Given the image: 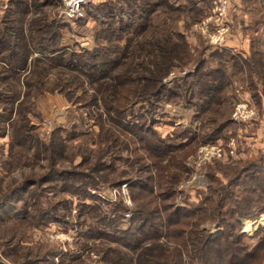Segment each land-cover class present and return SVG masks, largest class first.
I'll return each instance as SVG.
<instances>
[{
  "label": "rangeland",
  "instance_id": "rangeland-1",
  "mask_svg": "<svg viewBox=\"0 0 264 264\" xmlns=\"http://www.w3.org/2000/svg\"><path fill=\"white\" fill-rule=\"evenodd\" d=\"M20 1L28 4V14L21 13L22 6L16 4ZM192 1L194 4L196 2V7L202 12L198 21L192 23L190 18L194 20V17L189 14L176 20L171 19L174 18L173 15H154L151 17L154 23L151 27H172L185 36L193 56L197 57L202 53L207 67L226 68L231 84L229 97L235 101L231 114L235 124L225 126L216 136L207 138L210 128L202 118L205 107L200 99L191 103L182 100H161L155 109L156 113H153L149 121V128H152L156 137L166 139L171 136L177 145L190 143L182 151H176H190L185 161L186 169L172 171L175 175L178 174L176 194L172 202L179 209L187 210H197L208 195L210 185L214 186V181L226 185L228 176L233 171L244 166L246 170L264 171V104L260 106L261 99L258 101L254 97L246 72L238 70L234 65L235 56L242 59L250 56L252 45L264 51V0ZM119 2L88 0L83 5L82 16L71 19L66 15L64 0H0V28L11 29L6 40L11 42L12 46L18 43V33L21 32L22 45L28 47L31 37L34 36L32 30H37L39 26L38 24L31 27L33 20L43 18L58 31V36L54 39L57 44L53 43L59 48L57 54H63L65 51L85 54L108 44L99 38L101 30H116L122 14H126L125 17L132 15L129 7ZM187 2L188 0H169L170 5H186ZM223 4L226 6L225 10ZM112 7L118 17H108L107 13ZM162 9L164 8L160 10ZM133 30L131 29L130 33ZM40 36L46 39L49 37L43 33L35 34L37 38ZM0 51L1 54L7 52L6 48ZM31 54L27 58L25 71L20 72L21 77L18 78V73L16 74L19 82L15 85L13 79L8 81L14 86V95L11 96H15V99L10 101L11 106L0 100V190L2 193L13 195L17 193L11 202L0 206V263L14 264L11 262L14 261V256L22 257L18 258V261L24 262L23 254L29 252L31 257L28 261L34 264H107L103 257L110 258L108 250L119 249L120 246L94 234H86L89 220L85 206L97 205L106 215L110 214L113 206H123L124 223L121 224V229L126 230L137 209L132 186L142 178L146 180V187L151 186L150 178L156 179L154 164L157 159L148 156L140 148L134 152L133 148L141 145L133 139L135 143L129 144L130 151L122 149L123 151L116 154L120 159L103 160L110 166L108 170L97 175L91 173L95 185H85L91 182L86 177H81L77 183L66 185L59 179V175L36 185L32 180L45 179L54 158L57 159L56 174L86 172L92 162L86 161L85 158L105 148L106 140L110 138L106 131L117 132L118 126L111 122L101 101L99 105L88 108L57 91L60 87V90H67L69 82L75 79L76 74L70 72V69L67 71L65 66L57 65L60 64L58 62L53 65L46 56L54 54H44L42 51ZM16 66V61L11 64L10 60L0 55V67L14 70ZM33 68L41 69L45 82L41 83L38 94L31 93L33 97L26 99L29 89L26 81L28 77L34 79ZM110 68L112 70L114 65ZM197 68L198 65L194 62L185 66L182 69L184 71L178 68L179 70L176 69L165 79V84L173 88L174 81L184 82V78L190 76L189 74L194 75ZM15 73L8 71L6 76H14ZM90 84L88 80L84 82V89L88 94L93 93ZM84 93L81 89L77 95L82 96ZM28 100L34 104V111L28 113L30 140L22 146H15L12 123L15 124L18 120L20 105ZM145 109L146 116L150 119L152 113H147L150 107L145 103H136L133 112L142 115ZM128 120L142 122L141 119ZM203 128L204 131H201ZM183 130L184 133H181ZM176 132H179L178 135L173 137ZM127 135V138L121 135L120 139L128 141L131 137L130 134ZM48 147L53 148V153ZM141 155L146 156L145 164L150 173L136 175L132 171V164ZM168 161H163V164ZM242 172L243 170L237 178L242 177ZM21 186L22 189L19 190ZM31 191L35 192V201L39 202L35 208L49 212L46 217L35 219L36 214L32 206L26 208V203L34 201L28 197V192ZM17 214L22 215L17 217ZM263 218L264 214L255 221L243 218L242 233L254 236L260 227H264ZM210 229L212 232L220 230L215 226Z\"/></svg>",
  "mask_w": 264,
  "mask_h": 264
},
{
  "label": "trees",
  "instance_id": "trees-1",
  "mask_svg": "<svg viewBox=\"0 0 264 264\" xmlns=\"http://www.w3.org/2000/svg\"><path fill=\"white\" fill-rule=\"evenodd\" d=\"M118 1L129 7L132 15L125 17L126 14H122L115 27L116 30L113 28L101 30L98 34L99 38L108 44L85 54L72 51L57 54L59 48L53 43L57 44L54 39L58 36V31L43 18L33 20L31 27H36L38 24L39 26L37 30H32L34 36L31 37V44L28 47L22 45L21 32L18 33L20 35L18 43L12 46L11 42L8 43L6 40L11 29L0 28V50L2 48L7 50L5 54H1L0 51V55L10 60L11 64L15 61L18 64L14 70L3 67L4 70L0 67V100H4L5 103H9L8 106H11L10 101L15 99V96H11L14 95V86L8 81L13 79L16 85L19 82L18 78L21 77L20 72L25 71L27 58L32 55L31 53L42 51L44 54H54L46 56L53 65L58 62L60 64L57 65L65 66L67 71L70 69V72L76 74L75 79L69 82V88L64 90L66 93L60 90L61 87L56 88L57 91H61L69 99H74L88 108L99 105L101 101L111 122L118 126L116 133L111 130L106 131L110 138L106 140L105 148L85 158L86 161L92 162L86 172L70 171L56 174L57 159L54 158L51 160V167L46 178L32 181L39 185L41 181H50L54 176L59 175V179H62L63 184L66 185L77 183L81 177L91 181L85 185H95L91 173L97 175L108 170L110 166L103 160L105 158L120 159L116 154H119L122 149L130 151L129 144L135 143L133 139H136L141 146L133 148L134 152L140 148L148 156L157 159L154 164L157 174L155 180L150 178V187H146L144 178L139 182H133L132 189L135 192L133 198L137 209L130 220L129 227L126 230L121 229V224L124 223L122 218L124 207L121 205L113 206L109 215L104 214L97 205L85 206L89 220L86 234L91 236L94 234L120 246L119 249L108 250L110 258L103 257L107 264H264V227H260L255 235L250 237L242 233L241 223L243 218L255 221L264 214V171L261 168L259 172L246 170L244 166L228 176L226 185L214 181V186L210 185L208 195L197 210L195 208L179 209L172 202L176 194L175 185L178 176L172 171L186 169L185 161L190 151L179 153L176 151H182L190 143L177 145L170 138L171 136L166 139L156 137L152 128H149V121L153 113H156L155 109L161 100H167V102L182 100L191 103L195 99H200L205 107L202 118L210 128L207 138L216 136L217 132L225 126L235 124L231 119L235 101L229 97L231 84L226 68L224 66L216 69L207 67L206 61L202 59V53L197 57L193 56L185 36L172 27H151L154 24L151 17L154 15L156 17L164 16V14L166 17L173 15L174 18L171 19L176 20L189 14L194 17V20L189 17L193 23L198 21L202 14L201 10L192 0H188L186 5H170L169 0ZM16 4L22 6L21 13H29L28 4L23 1ZM118 5L120 4H115V6ZM120 7L123 6L120 5ZM161 8L164 9L160 10ZM123 9L125 11V7ZM107 14L108 17L117 16L113 7ZM107 14L104 15L107 16ZM7 21L6 19V23ZM131 29H134L132 33H130ZM37 33H43L49 37L37 38L35 37ZM235 58V67L246 72L254 97L258 101L259 98L261 99L259 103L261 106L264 104V51L252 45L249 57L242 59L235 56ZM191 62L198 65L194 75L189 74L190 76L184 78V82L174 81L173 88L165 84V79L170 73L178 68L184 71L182 69ZM112 65L114 68L111 70ZM8 71L12 73L16 71V73L8 77L6 76ZM32 72L34 79L28 77L26 81L29 85L26 99H31L33 95L38 94L41 83L45 82L40 68H33ZM87 80L91 82L92 94H88L84 89V82ZM81 89L85 93L78 96L77 93ZM136 103H145L150 107L147 110V113H152L150 119L146 116V109L142 115L133 112ZM33 111L34 104L29 100L20 105L18 120L15 124L12 123L15 146H22L24 142L30 140L28 113ZM128 118L136 121L141 119L142 122H131ZM201 131H204V128ZM127 133L131 138L128 141L121 140V135H125V138L129 136ZM178 133H174L173 137ZM181 133H184V130ZM48 149L53 153L52 147ZM145 155L138 156L132 164V171L136 175L150 173L145 164ZM165 160L169 161L163 164ZM242 170V177L237 178ZM248 171L250 172L247 173ZM21 189L22 186L19 190ZM28 193V197L34 201L28 203L24 201L26 208L32 206L36 214L35 219L46 217L49 214L48 211L35 208L39 203L35 201L37 196L35 192ZM16 194L2 193L0 190V206L7 205ZM211 226L220 229L219 232H212ZM249 241L254 243L251 244ZM29 257H31L29 252L24 253V262L18 261V258H22L19 256L16 258L14 256L15 262H11L34 264L28 261Z\"/></svg>",
  "mask_w": 264,
  "mask_h": 264
},
{
  "label": "built area",
  "instance_id": "built-area-1",
  "mask_svg": "<svg viewBox=\"0 0 264 264\" xmlns=\"http://www.w3.org/2000/svg\"><path fill=\"white\" fill-rule=\"evenodd\" d=\"M65 5H66V15L71 18H79L82 16V9L83 5L88 1V0H64ZM223 8L225 10L226 6L223 4ZM222 12V11H221Z\"/></svg>",
  "mask_w": 264,
  "mask_h": 264
},
{
  "label": "bare ground",
  "instance_id": "bare-ground-1",
  "mask_svg": "<svg viewBox=\"0 0 264 264\" xmlns=\"http://www.w3.org/2000/svg\"><path fill=\"white\" fill-rule=\"evenodd\" d=\"M262 223L264 224V218L262 219Z\"/></svg>",
  "mask_w": 264,
  "mask_h": 264
},
{
  "label": "crops",
  "instance_id": "crops-1",
  "mask_svg": "<svg viewBox=\"0 0 264 264\" xmlns=\"http://www.w3.org/2000/svg\"><path fill=\"white\" fill-rule=\"evenodd\" d=\"M260 225V224H259Z\"/></svg>",
  "mask_w": 264,
  "mask_h": 264
}]
</instances>
